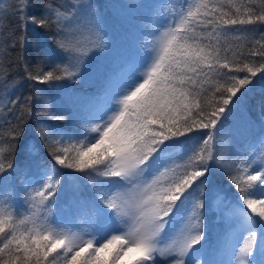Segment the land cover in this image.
<instances>
[{
    "label": "snow or ice",
    "instance_id": "1",
    "mask_svg": "<svg viewBox=\"0 0 264 264\" xmlns=\"http://www.w3.org/2000/svg\"><path fill=\"white\" fill-rule=\"evenodd\" d=\"M34 7L18 0L6 13L16 29L0 48L27 49L29 25L49 30L55 49L41 45L34 68L25 55L22 73L49 84L86 82L113 48L105 9L132 5L49 3L39 15ZM136 7L154 22L96 93L71 103L42 96L37 110L35 91L12 98L22 84L0 63L9 125L0 133V264H264V95L261 135L248 148L225 137L222 123L255 78L264 81V35L246 53L229 46L235 26L264 25V0ZM34 115L43 119L29 136ZM209 215L223 225L215 246Z\"/></svg>",
    "mask_w": 264,
    "mask_h": 264
},
{
    "label": "trees",
    "instance_id": "2",
    "mask_svg": "<svg viewBox=\"0 0 264 264\" xmlns=\"http://www.w3.org/2000/svg\"><path fill=\"white\" fill-rule=\"evenodd\" d=\"M77 0H33L35 7L32 9L36 15L40 14L41 7L44 4H64L65 7L69 3H75ZM100 5L110 4H123L132 5V7H126L119 10L110 8L105 9V15L107 17V24L109 31L113 38V48L107 56L97 57L89 68L86 82L66 80L56 81L49 84H39L32 81H25L22 78L23 73V57L26 55L29 62L33 63V68L36 63H39L43 57L38 55L40 46L44 48L55 49L53 43L55 37L47 29H35L29 25L27 31L28 47L27 49L17 48L12 50L7 44L3 48H0V63L7 67L17 83L22 84L21 87L15 90L13 99L23 98L25 96L32 95L35 91V99L33 100V106L38 110V102L43 96L51 101L52 97H56L58 101L64 103H71L77 96H86L99 91L104 84V76L109 72L119 71L121 65L132 54L134 48L139 42L141 44L140 36L143 33L145 25L150 24L147 20H141V13L145 10L139 9L136 6L142 3H150L152 0H95ZM18 3V0H0V9H4L3 19L0 20V33H4L3 37H0V42H3L12 31H15L16 25L12 23L14 17L8 16V11H13V5ZM169 3L181 5L184 0H169ZM236 30L229 33V46L233 49H239L247 52L250 41L253 37L259 39L261 35H264V25L255 26H235ZM241 28H254V31H241ZM39 41V44H38ZM259 59V58H254ZM58 62V61H57ZM243 75V74H241ZM253 90L245 98L244 104L237 110H235L230 119L222 121L224 124L225 137H229L235 141L238 148H248L250 144L254 143L256 138L261 135L262 126L259 117L258 104L264 95V81H261V77L258 75L254 80V86H250ZM39 90V91H36ZM7 117L5 112L3 116H0V133H6L9 125L4 122V118ZM37 119H43V117L32 116L25 127L28 129L29 136L32 135V127ZM220 127L219 125L217 126ZM202 130L192 134V138L188 139L186 144L176 150L177 155L182 154L186 148L192 145L193 139L196 141H202L204 132ZM182 140L185 138H181ZM227 154V153H226ZM18 160L20 157L18 156ZM69 193L64 194V198L67 199ZM23 211V209H20ZM223 225L220 223L219 218H214L209 215L206 219V231L207 239L213 246L216 245L218 235L222 231Z\"/></svg>",
    "mask_w": 264,
    "mask_h": 264
},
{
    "label": "rangeland",
    "instance_id": "3",
    "mask_svg": "<svg viewBox=\"0 0 264 264\" xmlns=\"http://www.w3.org/2000/svg\"><path fill=\"white\" fill-rule=\"evenodd\" d=\"M5 1H7V0H5ZM153 22H154V21H152V22L149 21L150 24H148V26L151 27ZM156 27H159V25H156ZM142 43H143V41L141 42V44H142Z\"/></svg>",
    "mask_w": 264,
    "mask_h": 264
}]
</instances>
